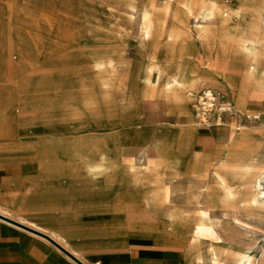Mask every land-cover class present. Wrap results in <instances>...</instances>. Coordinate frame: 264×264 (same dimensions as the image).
<instances>
[{
    "label": "rangeland",
    "instance_id": "obj_1",
    "mask_svg": "<svg viewBox=\"0 0 264 264\" xmlns=\"http://www.w3.org/2000/svg\"><path fill=\"white\" fill-rule=\"evenodd\" d=\"M263 47L264 0H0L1 146L104 149L176 244L264 264ZM204 91L231 111L201 120Z\"/></svg>",
    "mask_w": 264,
    "mask_h": 264
},
{
    "label": "crops",
    "instance_id": "obj_2",
    "mask_svg": "<svg viewBox=\"0 0 264 264\" xmlns=\"http://www.w3.org/2000/svg\"><path fill=\"white\" fill-rule=\"evenodd\" d=\"M3 138L0 264H80L47 237L83 264H199L196 256L187 255L191 242L176 244L171 231L160 226L153 206L145 205L152 204L153 197L137 195L132 181L115 179L116 169L89 172L88 165L94 163H84L77 156L90 155V150L75 145L70 156L54 152L50 174H45L39 157L36 163L30 162L23 157L27 153L16 151L20 145L1 146ZM95 151L106 154L104 149ZM112 212L125 213V224H111ZM126 231L157 239L161 245L138 236L128 239ZM172 243L185 247L178 257L173 246L165 245Z\"/></svg>",
    "mask_w": 264,
    "mask_h": 264
},
{
    "label": "bare ground",
    "instance_id": "obj_3",
    "mask_svg": "<svg viewBox=\"0 0 264 264\" xmlns=\"http://www.w3.org/2000/svg\"><path fill=\"white\" fill-rule=\"evenodd\" d=\"M245 41H247V40H245ZM253 61H254L253 67L257 68V60L253 59ZM252 78L254 79V77H252ZM185 82L186 81H185L184 75L179 77V78L171 77V85L170 86L172 87V85H173V87L178 88L179 90H183L184 88H186ZM188 82H189V84H190L189 86L191 88H193L194 84L196 83L193 76L191 78H189ZM243 85H245V84H243ZM263 87H264V83H263ZM209 92H211V91H207L208 94H210ZM219 97H220L221 103H224V97L222 95H219ZM229 110H230L229 104L224 103L222 107H219L217 109L218 112L212 110V112L210 113V116L213 117V119L215 120L216 113H218L220 115L222 113L227 114L229 112ZM3 111H4L3 107H0V123L1 124L3 121V119H2L3 116H1L2 115L1 113H3ZM218 121L219 122H217V123H221V122L223 123L222 119H219ZM74 147H75V145L72 142H67V143L64 142L63 143L61 141H52V142H48V143L44 144V142L42 143L41 140H39V143L37 145V149L43 155V156H40L41 160H42V167L45 168V172L44 171L43 172L45 174H50V171L48 169L54 163V160H53L54 155H51V154H53L54 152H59L61 150L65 155L70 156L72 154V152H74V150H75ZM77 151L79 152V150H77ZM73 156H75V155H73ZM77 158L80 159L84 163H90V162L94 163V165H88L90 173H93V172L95 173L97 168H108V165L106 164L107 155L100 152V151L99 152L93 151L92 154H90V155H87L86 152H85V154L80 153L77 156ZM145 205L151 206L152 204L147 203ZM144 217L146 218L147 216H144ZM143 227L147 228V226H143ZM149 227H151V225ZM186 251H187V254H189L191 257L196 256L195 261H198L199 264H219L220 263V258L218 257L217 253L210 251V250H207L205 252L201 251L199 249V247H197L196 242H191V244L187 246ZM245 258L247 259V261L250 260L246 256H245ZM225 263H226V261H225Z\"/></svg>",
    "mask_w": 264,
    "mask_h": 264
},
{
    "label": "built area",
    "instance_id": "obj_4",
    "mask_svg": "<svg viewBox=\"0 0 264 264\" xmlns=\"http://www.w3.org/2000/svg\"><path fill=\"white\" fill-rule=\"evenodd\" d=\"M208 94L207 92H203L200 96H198L197 104H198V117L201 120H207L210 116L212 110H214V106L217 101V97L211 91Z\"/></svg>",
    "mask_w": 264,
    "mask_h": 264
},
{
    "label": "water",
    "instance_id": "obj_5",
    "mask_svg": "<svg viewBox=\"0 0 264 264\" xmlns=\"http://www.w3.org/2000/svg\"><path fill=\"white\" fill-rule=\"evenodd\" d=\"M2 217V216H0ZM47 237V236H46ZM48 239H50L54 244H56L57 246H59L62 250H64L68 255H70L74 260H76L78 263L83 264L80 260H78L75 256H73L72 254H70L68 251H66L63 247H61L59 244H57L55 241H53L51 238L47 237Z\"/></svg>",
    "mask_w": 264,
    "mask_h": 264
}]
</instances>
